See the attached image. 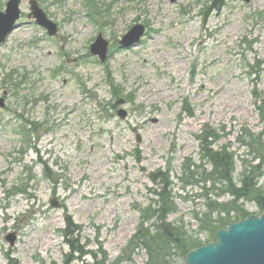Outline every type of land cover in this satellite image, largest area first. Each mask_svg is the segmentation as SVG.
Returning a JSON list of instances; mask_svg holds the SVG:
<instances>
[{
    "label": "rangeland",
    "instance_id": "obj_1",
    "mask_svg": "<svg viewBox=\"0 0 264 264\" xmlns=\"http://www.w3.org/2000/svg\"><path fill=\"white\" fill-rule=\"evenodd\" d=\"M7 1L0 0V11ZM88 1L38 0L58 29L50 38L27 19L23 0L17 27L0 46V264H61L65 211L82 227L80 243L95 250L98 240L113 261L155 200L150 176L167 170L176 195L168 221L205 242L194 222L204 202L199 187L181 188L182 163L200 164L196 137L207 128L218 136L213 150L228 146L235 154L238 184L240 130H262L252 94L258 79L264 97V0H225L205 24L213 0H94L93 17ZM138 24L145 28L140 43L119 48ZM98 34L109 43L104 64L89 53ZM117 100L125 101L124 120L111 108ZM31 129L25 145L22 130ZM45 167L58 177L55 187L44 179ZM51 200L62 207H50ZM239 204L259 215L254 203ZM146 261L137 250L123 264Z\"/></svg>",
    "mask_w": 264,
    "mask_h": 264
},
{
    "label": "trees",
    "instance_id": "obj_2",
    "mask_svg": "<svg viewBox=\"0 0 264 264\" xmlns=\"http://www.w3.org/2000/svg\"><path fill=\"white\" fill-rule=\"evenodd\" d=\"M90 16L97 12L94 0H89ZM96 14V13H95ZM115 48V47H114ZM258 69V66H256ZM256 78L259 73L254 72ZM108 84L113 95L117 96L111 75L107 72ZM254 81L253 99L258 121L262 127L259 133H253L242 128L238 136L240 146L246 151L240 161L241 171L238 184L234 183L233 172L235 169V154L229 151L228 146L213 150L212 145L217 142L215 132L201 131L196 139L199 144L200 164L195 165L190 159H185L181 165L180 176L177 178L184 190L186 187H199L200 197L203 199L204 211L195 214L194 222L197 231L206 234L205 242L186 234L183 226L172 225L168 217L176 211V195L172 190L169 171L157 172L150 176V180L157 188L152 191L155 200L152 204L140 211L139 224L135 233L127 242L120 256L110 261L102 244L96 240V249L88 250V241L80 243L82 227L75 225L70 216L64 212L65 228L60 231L63 241L67 246V253L63 256L61 264H123L132 263V257L137 250L145 252V264H184L188 252L211 242L214 234L219 229L226 228L229 224L245 219L250 214L246 213L240 201H250L255 204L258 214L264 213V187L260 180L264 178V97L257 92ZM129 101L132 99L128 98ZM114 104L111 108L114 109ZM191 117V116H189ZM23 143L30 145L29 137L35 131L22 130ZM250 156V162L244 157ZM45 165V163H43ZM208 166L209 169H205ZM44 179L55 187L58 177L44 168ZM24 194V191H17ZM213 195V196H212ZM227 197V202H219V197ZM149 222H151L150 225ZM90 257V262L85 258ZM9 264H15L14 260ZM53 264V263H52Z\"/></svg>",
    "mask_w": 264,
    "mask_h": 264
},
{
    "label": "water",
    "instance_id": "obj_3",
    "mask_svg": "<svg viewBox=\"0 0 264 264\" xmlns=\"http://www.w3.org/2000/svg\"><path fill=\"white\" fill-rule=\"evenodd\" d=\"M225 0H214L211 7L204 15L206 23L213 10L218 15L224 6ZM21 0H9L4 13H0V46L6 37L16 28L15 23L19 19V5ZM247 2V0H246ZM30 14L28 18L35 19L38 26L47 31L49 37L57 33V27L50 22L39 9L35 0H30ZM145 29L141 25L132 27L119 41L123 49L131 48L140 42ZM108 42L98 35L90 46V54L96 56L101 63L107 59ZM116 106H123V100H117ZM4 107V100L0 98V109ZM120 120L127 117L123 109L116 112ZM139 143L140 138L137 136ZM53 208H61L56 200L50 201ZM15 235L10 234L5 238L12 247L15 243ZM184 264H264V213L260 216L250 215L246 219L229 224L225 229H219L214 234V241L207 245L191 250L185 257Z\"/></svg>",
    "mask_w": 264,
    "mask_h": 264
},
{
    "label": "flooded vegetation",
    "instance_id": "obj_4",
    "mask_svg": "<svg viewBox=\"0 0 264 264\" xmlns=\"http://www.w3.org/2000/svg\"><path fill=\"white\" fill-rule=\"evenodd\" d=\"M23 1V0H22ZM36 2H37V4H38V6H39V3H38V0H35ZM28 3H29V0H28ZM29 6V5H28ZM29 13V12H28ZM28 15V14H27ZM26 15V16H27ZM35 24V23H34ZM36 25V24H35ZM37 26V25H36ZM38 27V26H37ZM9 78V77H8ZM23 79H25V77H23ZM9 81H10V86L11 87H14V88H16V87H18V83L15 81V80H12L11 79V77H10V79H9ZM14 82H16V84H13ZM4 96L5 95H3V96H0L1 98H3L4 99V101H5V103H6V100H5V98H4Z\"/></svg>",
    "mask_w": 264,
    "mask_h": 264
}]
</instances>
